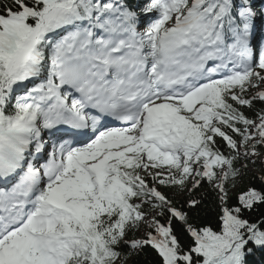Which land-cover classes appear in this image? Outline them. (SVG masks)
Listing matches in <instances>:
<instances>
[{"label": "snow or ice", "instance_id": "6c2138e0", "mask_svg": "<svg viewBox=\"0 0 264 264\" xmlns=\"http://www.w3.org/2000/svg\"><path fill=\"white\" fill-rule=\"evenodd\" d=\"M258 19L255 0H0V264H264ZM202 190L215 230L192 220Z\"/></svg>", "mask_w": 264, "mask_h": 264}, {"label": "trees", "instance_id": "16d2710c", "mask_svg": "<svg viewBox=\"0 0 264 264\" xmlns=\"http://www.w3.org/2000/svg\"><path fill=\"white\" fill-rule=\"evenodd\" d=\"M260 174L259 172L256 173L258 176ZM252 175L248 178L245 176V179L243 182H238L237 187L235 188V194L231 195L229 193V203L231 205H236L238 203V196L240 195V192L244 190L245 185H248L249 183L259 187V182L256 180L251 179ZM207 188V185L205 186ZM232 188H230L231 190ZM202 194L204 195V201L201 205V208L199 210H194L192 215V220L199 226H210L214 230L218 228V217H217V204L219 203L218 200L215 199V193L209 191L204 192L202 190ZM261 212H264V205L259 206V208L255 209L251 215H259ZM248 215V213H246ZM162 222H163V218ZM174 230L177 234L181 235V239L184 241H190V237L187 236L186 233L182 232L181 225L176 223L173 225ZM253 261V264H257V262H260L262 260V256L260 253H256L251 258ZM155 260V253L150 249H146L144 254H141L138 260L131 262V264H153V261Z\"/></svg>", "mask_w": 264, "mask_h": 264}, {"label": "rangeland", "instance_id": "374dc122", "mask_svg": "<svg viewBox=\"0 0 264 264\" xmlns=\"http://www.w3.org/2000/svg\"><path fill=\"white\" fill-rule=\"evenodd\" d=\"M261 3L264 4V0H262ZM249 169H250V171L246 175L247 178L249 176H251L253 173H255V174L258 173L259 172V169H260V165L259 164L255 165V166L249 165ZM229 193L231 195H234L235 194V189L229 190Z\"/></svg>", "mask_w": 264, "mask_h": 264}]
</instances>
